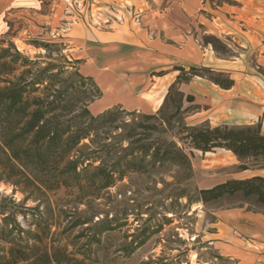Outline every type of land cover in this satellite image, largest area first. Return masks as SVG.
Returning a JSON list of instances; mask_svg holds the SVG:
<instances>
[{"label": "rangeland", "instance_id": "obj_1", "mask_svg": "<svg viewBox=\"0 0 264 264\" xmlns=\"http://www.w3.org/2000/svg\"><path fill=\"white\" fill-rule=\"evenodd\" d=\"M105 1L110 0H97L94 4L93 20L90 15L92 0H84L82 6L83 0H31L21 6L0 0V39L7 40L6 45L13 41L24 55L36 60L40 66L51 62L57 66L55 71L68 67V71L78 70L87 76L81 70L82 61L71 55L64 32L71 26L82 30L85 26L110 25L114 22L111 19L113 15H123L121 10L117 13L108 7L113 6V2L103 7ZM142 10L144 14L145 9ZM259 10L264 15V7ZM98 15L101 17L99 21L96 19ZM106 19L110 21L106 23ZM248 21L246 26L253 29L255 18ZM74 34L75 31H70L67 36ZM214 36L221 40L218 44L220 51L214 49L219 56L230 58L238 55L240 48L235 40ZM252 73L264 80V67L256 64ZM61 74L58 86L62 89L78 78L73 75V79H69V73ZM200 86L203 85L197 83L184 87L185 90L200 91L198 101L190 104L185 100L183 103L185 122L188 125H213L212 118L208 116L211 109L208 96L211 95ZM85 88H90V85ZM79 95L83 97L84 94ZM100 98L87 102L94 116L103 112L98 103ZM159 109L151 113L137 111V114L157 113ZM173 109L170 101L166 111L170 113ZM220 114H215L213 121L221 120ZM135 117L133 114L124 115L130 122ZM124 118H119L117 123L120 124ZM227 119L231 123L234 121L232 116ZM233 123L242 125L236 120ZM120 133L119 130L111 132V137L101 134L98 143L94 144L100 156L96 165L103 160L106 165L116 168L113 186L97 191V184H93L89 190L86 189L90 194L86 197L78 187L61 186L40 191L17 183V179L14 181L16 185L2 181L0 212L5 214H0V224L9 223V228L16 226L23 230V242L29 240L30 244L37 242L39 246L52 243L61 246L69 255L65 264H236L235 260L222 256L209 237L215 230V211L239 205L245 198L238 194L204 203L196 200V190L241 170L240 163L231 164L232 157L225 149L207 154L196 150L191 157V175L180 173L173 164L151 169L142 167L145 171H141L140 160L132 163V166L139 167L128 170L125 162L133 158L132 154L122 160L121 166L118 158L125 152L117 146H111L110 150L104 147L107 142L116 144ZM251 168H264V159L253 163ZM121 170L128 171L121 177ZM87 174L93 175V169ZM182 194L185 196H180ZM256 198L251 196L247 199L249 207H264ZM5 216H8L7 222L3 219ZM0 246H6V243L0 242Z\"/></svg>", "mask_w": 264, "mask_h": 264}, {"label": "trees", "instance_id": "obj_2", "mask_svg": "<svg viewBox=\"0 0 264 264\" xmlns=\"http://www.w3.org/2000/svg\"><path fill=\"white\" fill-rule=\"evenodd\" d=\"M6 41L0 39V182L16 185L17 179V183L40 191L78 187L86 197L90 195L86 189L93 184H97V191L111 187L116 180V168L103 160L96 165L100 156L94 144L101 134L111 137L110 133L118 130L121 133L117 143L107 142L104 147L110 150L111 146H117L125 152L118 158L121 166L122 160L132 154L133 158L125 162L128 170L139 167L132 163L140 160L141 171L173 164L180 173L191 175V157L196 150L231 151L239 160L241 170L264 159L262 121L245 125H188L185 122L183 103L192 102L194 97L185 95L179 84L201 76L223 89H230L235 80L227 72L206 67L187 70L178 66L180 74L169 86L157 113L139 115L137 110L128 112L123 106L115 105L94 116L87 102L102 96V90L92 77L83 76L78 70L68 71V67L55 71L57 66L51 62L40 66L13 41H8V45ZM204 42L220 51L218 37L206 35ZM63 72L69 73V79L73 75L78 78L62 89L58 82ZM86 85L90 88L84 89ZM170 101L174 109L168 113ZM125 114H133L138 120L130 122L124 118ZM119 118H124L120 124ZM90 169L94 174L88 176ZM128 170H121V177ZM196 191V200L204 203L240 194L245 198L241 205L249 203L247 199L251 196H257V202L264 204V177L231 179ZM3 219L7 222L8 216ZM9 225L0 224V242L6 243L0 246V264H65L69 259L66 250L54 243L39 246L37 242L30 244L29 240L23 242V230Z\"/></svg>", "mask_w": 264, "mask_h": 264}, {"label": "crops", "instance_id": "obj_3", "mask_svg": "<svg viewBox=\"0 0 264 264\" xmlns=\"http://www.w3.org/2000/svg\"><path fill=\"white\" fill-rule=\"evenodd\" d=\"M9 1L21 6L31 0ZM109 2L145 9L141 22L134 21L125 10L118 16L119 10L116 14L122 17L121 21L85 26L82 30L71 26L64 32L71 55L82 61V72L91 76L102 90L100 111L121 105L130 110L154 112L180 74L176 67L187 70L206 67L227 72L235 84L223 89L205 77L195 76L179 84L185 95L194 97L189 103L198 101L200 91L184 87L201 83L205 87H200L211 95L208 116L213 125H232L235 120L242 125L262 121L264 127V80L252 73L256 64L264 67V15L259 10L264 7V0ZM109 2L105 1L103 7ZM247 18H255L253 29L246 26ZM70 31L75 34L67 36ZM206 33L235 40L240 52L230 58L219 56L211 44L203 41ZM218 113L222 119L213 121ZM229 116L233 117L232 123L227 119ZM225 151L232 157L231 164L240 163L231 151ZM255 176L264 177V168L238 170L203 189ZM263 208L260 205L259 209H253L244 203L215 211V230L209 240L222 256L235 260L236 264H264Z\"/></svg>", "mask_w": 264, "mask_h": 264}, {"label": "built area", "instance_id": "obj_4", "mask_svg": "<svg viewBox=\"0 0 264 264\" xmlns=\"http://www.w3.org/2000/svg\"><path fill=\"white\" fill-rule=\"evenodd\" d=\"M97 0H92L91 2V18L94 20L95 18V14H93V6L94 4L96 3ZM82 4H80V6L84 5V0L83 2H81ZM114 5L113 6H108L111 8V10H116V12H118L119 10H125L132 18L134 21L136 22H141V18H142V15H143V10L140 9V8H137L135 6H131V5H128V4H121L119 6V4H116L115 2H113ZM96 19H101L100 15H98L96 17ZM112 20H117V21H121L122 20V17H118L117 15H113ZM110 21L109 19H106V23Z\"/></svg>", "mask_w": 264, "mask_h": 264}]
</instances>
